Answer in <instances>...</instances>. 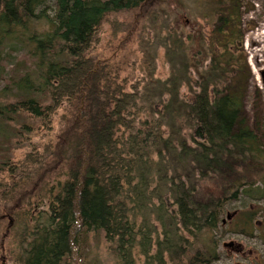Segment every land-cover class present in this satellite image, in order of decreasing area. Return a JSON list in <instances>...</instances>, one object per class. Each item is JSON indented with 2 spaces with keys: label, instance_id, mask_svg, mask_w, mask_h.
Returning <instances> with one entry per match:
<instances>
[{
  "label": "trees",
  "instance_id": "1",
  "mask_svg": "<svg viewBox=\"0 0 264 264\" xmlns=\"http://www.w3.org/2000/svg\"><path fill=\"white\" fill-rule=\"evenodd\" d=\"M251 7L0 0V66L9 43L27 48L0 91L4 264H91L78 244L90 232L116 264L219 260L225 205L264 200V102L244 51ZM191 11L208 31L190 20L196 31L182 33ZM106 24L127 34L123 42L141 30L144 76L135 83L122 77V59L98 52ZM160 48L166 78L155 73ZM261 216L262 205L238 210L227 228L264 241Z\"/></svg>",
  "mask_w": 264,
  "mask_h": 264
},
{
  "label": "rangeland",
  "instance_id": "2",
  "mask_svg": "<svg viewBox=\"0 0 264 264\" xmlns=\"http://www.w3.org/2000/svg\"><path fill=\"white\" fill-rule=\"evenodd\" d=\"M243 1L245 4L252 6L250 11L245 15V20L253 21L255 24L254 29L246 32L244 42V51L252 70L251 85L257 86L260 89L262 101L264 102V0ZM191 13V18L186 19V23L180 24L182 33L188 35V33L196 31L190 20L195 21V24L200 25L205 32L208 31L209 23L207 18L192 11ZM120 17L123 20L126 19L125 17ZM171 24L173 25L174 23L171 22ZM142 27L143 25L140 28ZM152 31V28L147 27L145 36L152 37ZM140 33L141 30H138L135 35H132L123 42L127 34L122 32L115 37L112 35L111 27L106 24L98 49L100 55L105 58L114 57L117 60H123L125 68L122 70V77H128L130 83H135L144 76L145 63L144 53L140 45ZM26 50L27 48L22 42L8 44L4 54L5 60L2 63L3 65L0 66V91L6 86L7 79H10L13 74L11 69ZM155 64L156 76L166 78L170 73V67L165 60L164 48L158 50ZM183 89L187 90V87ZM245 104L247 111L252 113L253 108L255 109V102L251 95H249ZM257 204L264 207V200H253L247 196H243L241 199L225 205L222 214L221 231L217 234L221 255L219 260L211 264H264V241L258 231H255L252 236H248L233 232L227 228L238 210L248 209L249 207L253 208ZM259 220L263 221V216ZM224 229L227 230L222 233ZM78 241L79 252L85 258L84 263L116 264L115 259L106 250L100 233H82ZM0 264H4V262L0 260Z\"/></svg>",
  "mask_w": 264,
  "mask_h": 264
}]
</instances>
